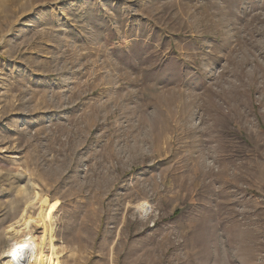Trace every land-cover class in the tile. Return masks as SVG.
<instances>
[{
    "label": "rangeland",
    "instance_id": "obj_1",
    "mask_svg": "<svg viewBox=\"0 0 264 264\" xmlns=\"http://www.w3.org/2000/svg\"><path fill=\"white\" fill-rule=\"evenodd\" d=\"M25 233L28 264H264V0H0V264Z\"/></svg>",
    "mask_w": 264,
    "mask_h": 264
},
{
    "label": "bare ground",
    "instance_id": "obj_2",
    "mask_svg": "<svg viewBox=\"0 0 264 264\" xmlns=\"http://www.w3.org/2000/svg\"><path fill=\"white\" fill-rule=\"evenodd\" d=\"M6 6H3L5 10ZM145 208V206H143ZM51 238V235H50ZM14 251H17V260L14 264H28L33 254V240L30 233H25L21 238L14 241L11 246ZM37 256L38 253H36ZM39 261V260H38Z\"/></svg>",
    "mask_w": 264,
    "mask_h": 264
}]
</instances>
